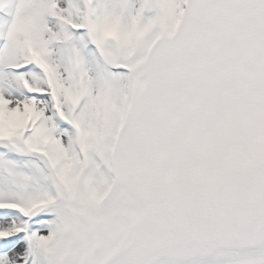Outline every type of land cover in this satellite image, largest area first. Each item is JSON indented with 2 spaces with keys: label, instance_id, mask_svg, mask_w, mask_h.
<instances>
[{
  "label": "snow or ice",
  "instance_id": "6c2138e0",
  "mask_svg": "<svg viewBox=\"0 0 264 264\" xmlns=\"http://www.w3.org/2000/svg\"><path fill=\"white\" fill-rule=\"evenodd\" d=\"M0 264H264V0H0Z\"/></svg>",
  "mask_w": 264,
  "mask_h": 264
}]
</instances>
